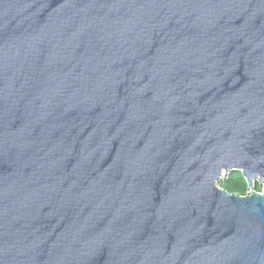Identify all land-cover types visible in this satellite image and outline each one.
Here are the masks:
<instances>
[{
	"label": "water",
	"instance_id": "1",
	"mask_svg": "<svg viewBox=\"0 0 264 264\" xmlns=\"http://www.w3.org/2000/svg\"><path fill=\"white\" fill-rule=\"evenodd\" d=\"M0 264H264V0H0Z\"/></svg>",
	"mask_w": 264,
	"mask_h": 264
},
{
	"label": "trees",
	"instance_id": "2",
	"mask_svg": "<svg viewBox=\"0 0 264 264\" xmlns=\"http://www.w3.org/2000/svg\"><path fill=\"white\" fill-rule=\"evenodd\" d=\"M221 186L229 192H237L243 195L249 191L247 179L242 171L230 172L226 180L222 181Z\"/></svg>",
	"mask_w": 264,
	"mask_h": 264
},
{
	"label": "rangeland",
	"instance_id": "3",
	"mask_svg": "<svg viewBox=\"0 0 264 264\" xmlns=\"http://www.w3.org/2000/svg\"><path fill=\"white\" fill-rule=\"evenodd\" d=\"M260 187V185H259V183H257L256 184V189L258 190V191H262L263 189H261V188H259Z\"/></svg>",
	"mask_w": 264,
	"mask_h": 264
}]
</instances>
